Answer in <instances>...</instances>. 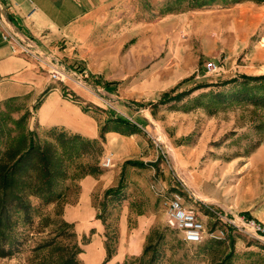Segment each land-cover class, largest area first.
Listing matches in <instances>:
<instances>
[{
    "label": "rangeland",
    "instance_id": "rangeland-1",
    "mask_svg": "<svg viewBox=\"0 0 264 264\" xmlns=\"http://www.w3.org/2000/svg\"><path fill=\"white\" fill-rule=\"evenodd\" d=\"M261 12L260 25L249 43L256 39L261 41L264 36V8ZM102 15L101 25L94 27L92 36L85 43V57L78 62L68 59L65 64L81 72L82 85L69 80L64 87L81 93L83 107L96 116L100 125L110 117H132L139 124L136 125L139 131L132 134L135 150L126 156V160H141L145 166L125 164V160L118 161L117 165L112 156L114 166L101 167L100 160L109 155L103 141L98 156L101 172L93 175L95 184L91 187L90 175L71 183L61 216L73 223L83 249L79 254L81 263L102 264L106 230L116 234L118 249L122 210L128 209L127 240L123 249L127 255L113 264H120L135 255L128 254L130 251L126 248L130 247L129 234L139 220L145 225L150 223L145 237L153 228H166L162 246L165 258L161 264H169L170 258L181 264H214L218 254H197L199 243L183 241L178 231L166 226V200L176 191L181 195L183 205L204 222L203 242L208 239L223 241L222 250L232 253V264H264V241L237 232L212 212L258 217L264 221V129L259 131L254 126L257 121L264 120V114L252 115L250 107L243 106L220 109L214 114L202 107L184 108V105H193L191 99L198 93L221 89L216 86L197 89L178 101L157 103L164 91L178 83L181 84L177 91H182L194 85L221 82L238 73H264L258 71L264 68L245 65L240 71L231 73L223 67L219 72L205 73L203 63L207 60L194 58L199 44L191 40L179 24L163 23L164 8L155 0H133L130 11L118 8L104 10ZM161 29L167 31L165 41L158 40ZM170 34L177 35L179 44L189 49L187 60L176 61L182 69L194 66L188 74L176 73L177 63L170 59L171 52L167 48L170 42L166 38ZM112 80H116L111 84L116 85L115 89L108 90L103 86L105 81ZM20 102L28 106L25 97ZM30 121L31 117L29 125ZM35 125L37 123H33ZM258 140H262L259 145ZM89 156L82 161H87ZM121 175L120 198H105V189L115 186ZM103 201L106 205L101 210ZM33 203L38 204V200L33 199ZM53 209V204H49L42 207L41 212H52ZM98 212L106 217L105 224L95 217ZM95 220L100 223V231L94 226ZM18 232L21 245L14 254L0 257V264H25L29 248L41 235L28 227H19ZM84 239L89 242L82 243ZM140 249L138 246L137 250ZM123 250L119 251V256ZM109 261L105 264H110Z\"/></svg>",
    "mask_w": 264,
    "mask_h": 264
},
{
    "label": "trees",
    "instance_id": "trees-1",
    "mask_svg": "<svg viewBox=\"0 0 264 264\" xmlns=\"http://www.w3.org/2000/svg\"><path fill=\"white\" fill-rule=\"evenodd\" d=\"M242 1L245 0H166L164 12L201 8L211 4L227 6ZM180 84L164 91L157 103L178 101L197 89L216 86L221 89L198 93L191 99L193 105H184V108L202 107L214 114L220 109L243 106L250 107L252 115L259 112L264 114V73H238L221 82L194 85L187 90L177 91ZM21 98L24 97L12 96L0 101V257H8L18 250L22 243L18 229L28 227L36 229L41 235L29 248L25 264H82L79 254L83 249L73 223L61 216L71 183L86 175L101 172L98 156L106 132L130 135L138 132L139 128L124 118L110 117L100 125L98 136L91 138L57 125L30 126L29 119L39 101L30 108L20 102ZM254 124L257 130L264 129V120ZM261 141L258 140L257 145ZM91 153L95 154L94 157L89 156ZM88 156L87 161H82V158ZM124 163L145 166L143 161L137 159H127ZM121 177L115 186L105 189V198H120L123 189ZM33 199H37L38 204H34ZM49 204H53V211L41 212V208ZM105 205L103 201L101 210H104ZM95 217L105 224L106 217L100 212ZM165 235L164 227L151 229L145 237L141 252L125 258L120 264H161L165 258L162 247ZM105 236L102 264L108 262L117 250L116 234H109L106 230ZM88 242L89 239H84L82 243ZM222 242L217 239L202 241L197 245L196 253H212V256L218 254L219 258L214 264H232V253L222 250ZM169 264L181 263L170 258Z\"/></svg>",
    "mask_w": 264,
    "mask_h": 264
},
{
    "label": "crops",
    "instance_id": "crops-1",
    "mask_svg": "<svg viewBox=\"0 0 264 264\" xmlns=\"http://www.w3.org/2000/svg\"><path fill=\"white\" fill-rule=\"evenodd\" d=\"M159 6H165L166 0H155ZM123 5V6H122ZM133 9V0H0V12L4 13L14 27L23 35L35 39L41 48L50 51L55 59L67 65L68 59H83L86 55L85 43L92 36L95 26L101 25L102 11ZM263 3L251 0L229 4H211L201 8L173 10L165 12L163 23L179 24L189 38L199 44L194 53L195 60L212 59L222 64L230 73L240 71L241 67L264 68V36L249 43L261 22ZM161 29L158 40L165 41L167 35ZM168 36V35H167ZM170 38V39H169ZM170 43L167 48L171 52V60L180 62L187 60L189 49L179 44V38L170 34L166 38ZM177 63L178 75L193 71V65L182 69ZM264 72V69L258 70ZM115 81H105L108 90L115 89ZM98 83H102L98 80ZM66 83L51 80L45 70L32 59L22 54L11 53L0 35V101L12 97H25L32 108L30 126L37 123L41 127L62 126L71 132L94 138L99 134L100 122L91 111L85 110L81 93L65 88ZM172 86V85H171ZM173 85L172 87H174ZM171 87V88H172ZM45 92L44 95H42ZM132 134L123 136L116 131H108L104 135V148L112 153L116 164L126 160V156L135 150ZM124 147V148H123ZM255 158V157H254ZM91 187L95 184V176L90 175ZM88 195V193H87ZM120 222V238L116 254L110 264L121 261L125 255L126 217L128 209L122 210ZM92 208V214H94ZM145 218V216H144ZM259 219L258 217H255ZM260 220V219H259ZM97 231L100 223L94 221ZM150 223L139 220L129 234L130 247L128 254H139ZM103 242V239L101 238ZM104 243V242H103ZM140 246V251H138ZM122 251L121 256L118 255Z\"/></svg>",
    "mask_w": 264,
    "mask_h": 264
},
{
    "label": "built area",
    "instance_id": "built-area-1",
    "mask_svg": "<svg viewBox=\"0 0 264 264\" xmlns=\"http://www.w3.org/2000/svg\"><path fill=\"white\" fill-rule=\"evenodd\" d=\"M0 35L7 44L11 53L22 54L39 64L47 73L48 77L57 82L66 83L74 80L82 85L80 71L72 70L59 63L50 51L40 47L39 43L28 36L21 34L13 25L11 20L0 12ZM205 73L219 72L222 65L212 59L203 63ZM80 72V73H79ZM131 123L139 124L129 116L122 117ZM112 153L104 156L100 160V166L111 168L114 166ZM214 215L222 220L227 226L233 228L239 233L250 238H256L264 241V221L246 215H223L218 211L212 210ZM165 224L168 228L174 229L181 234L183 241L187 243H200L204 239L205 225L196 213L183 205L181 195L173 191L166 200L164 210Z\"/></svg>",
    "mask_w": 264,
    "mask_h": 264
}]
</instances>
